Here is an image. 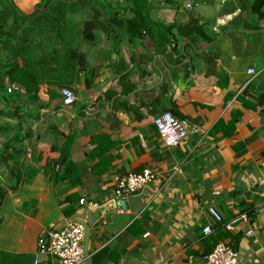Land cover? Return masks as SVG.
<instances>
[{
  "label": "crops",
  "instance_id": "1",
  "mask_svg": "<svg viewBox=\"0 0 264 264\" xmlns=\"http://www.w3.org/2000/svg\"><path fill=\"white\" fill-rule=\"evenodd\" d=\"M41 1L14 4L30 16ZM84 1H62L74 12L54 42L63 62L82 56L60 75L73 105L43 61L49 46L37 42L47 35L19 24L17 36L33 38L24 59L13 44L0 52V264H58L37 262L38 240L74 220L91 228L83 264L101 252L99 264H202L218 243L239 264H264V18L253 12L264 0ZM93 16L100 26L83 38ZM10 85L26 95L8 94ZM165 113L190 127L174 148L154 123ZM147 169L156 178L142 193L115 196L117 177ZM242 214L247 222L225 229Z\"/></svg>",
  "mask_w": 264,
  "mask_h": 264
},
{
  "label": "built area",
  "instance_id": "2",
  "mask_svg": "<svg viewBox=\"0 0 264 264\" xmlns=\"http://www.w3.org/2000/svg\"><path fill=\"white\" fill-rule=\"evenodd\" d=\"M188 5V8H191ZM249 75L256 74L254 69L248 70ZM8 94L26 95L25 89L18 85H10L7 89ZM62 99L65 106H71L76 102V96L70 89L62 90ZM155 126L159 132L160 139L164 146L174 148L179 146L190 135V127L185 119H180L171 113H165L154 120ZM156 178L153 170L147 169L140 174H128L126 176L116 178L115 196L122 198L124 196L136 195L142 193L147 186ZM263 202H264V182ZM80 204L88 205L91 208L99 209L96 203H87L82 200ZM123 212V211H122ZM209 215L218 223H223V217L215 207H209ZM247 222L246 214L240 215L237 219L225 224V229L234 231L237 222ZM206 235H211L212 229L207 226L204 229ZM249 235L252 234L250 231ZM85 227L81 224L70 223L63 228L51 226L45 230L38 240L37 262L42 257L58 262V264H83L86 259L84 250ZM149 234L146 235V237ZM202 264H239V255L225 243H218L214 249L204 258Z\"/></svg>",
  "mask_w": 264,
  "mask_h": 264
},
{
  "label": "trees",
  "instance_id": "3",
  "mask_svg": "<svg viewBox=\"0 0 264 264\" xmlns=\"http://www.w3.org/2000/svg\"><path fill=\"white\" fill-rule=\"evenodd\" d=\"M62 1H72V0H58L54 2L53 0H42L41 3L36 7L35 12L30 16H25L19 14V11L17 10L14 0H0V52L4 51L6 47L10 45H14L17 48L18 53L16 54V57H24V51L25 48H27L26 43H29V40L31 41L32 34L39 36L41 38V35H44L47 37L43 38L38 41L37 44H42V41L44 40V43H47L49 46V55L48 60L47 58L43 57L44 62H48V65L50 67V79L54 81L55 83L59 84V87L61 88V91L63 88V85L65 83L61 80L62 77L61 72L65 68L66 72L73 68V60L74 57H80L79 54H77V51H72L70 53H66V59L65 62L62 61L63 57L61 54V51L55 47L54 42L58 41H64V38L66 36L65 30L66 26L68 24V17L71 12H69V6L65 2ZM74 1V0H73ZM82 1V0H80ZM84 1V0H83ZM86 5L90 2L89 0L84 1ZM261 2V1H260ZM253 7V12L258 13L261 18H264V13L262 12L264 8V2H261ZM68 6V7H67ZM12 22V23H11ZM13 24L14 32L11 31L9 28V25ZM29 23L31 26V33L23 32V34L19 37L17 36V31L19 24H25ZM100 26V23L96 21V18L93 16L90 20L86 21L83 27V38L90 39L93 29H96ZM33 27V28H32ZM12 28V26H11ZM46 32V33H44ZM30 38V39H29ZM32 43V42H31ZM34 43V42H33ZM23 55H20V54ZM24 59V58H23ZM86 61V59H85ZM84 60L81 61V65L84 67L86 64ZM21 72L18 68H16L13 73L10 74V76H14V74ZM59 79V80H58ZM14 81L18 82L20 81L21 86H23L27 93L29 95H33L34 98L37 97V91H32L30 89V86L28 83H25V79H18L17 77L14 78ZM19 95V94H18ZM68 160L67 157L63 159L60 163H57V167L59 169L62 166L67 165ZM52 170L53 174L55 175V178L59 179L64 177L65 173L63 171ZM64 175V176H63ZM54 178V177H53ZM54 178V179H55ZM3 196H5L3 194ZM104 252H101L93 257L92 264H99L101 261L102 255Z\"/></svg>",
  "mask_w": 264,
  "mask_h": 264
},
{
  "label": "water",
  "instance_id": "4",
  "mask_svg": "<svg viewBox=\"0 0 264 264\" xmlns=\"http://www.w3.org/2000/svg\"><path fill=\"white\" fill-rule=\"evenodd\" d=\"M180 58L182 60H184V56H180ZM183 67L186 68V70H190L192 69L191 63L190 62H186L183 64ZM159 89L165 93L166 88L164 85H161L159 87ZM2 218L0 217V222H1ZM74 223L77 224H81L85 227V236H84V250H85V254H87V249H88V245H89V240H90V234H91V228L88 226L87 223H85L84 221L81 220H74Z\"/></svg>",
  "mask_w": 264,
  "mask_h": 264
},
{
  "label": "rangeland",
  "instance_id": "5",
  "mask_svg": "<svg viewBox=\"0 0 264 264\" xmlns=\"http://www.w3.org/2000/svg\"><path fill=\"white\" fill-rule=\"evenodd\" d=\"M69 12H71V13L73 14V12H74V8H73V9L70 8ZM71 13L69 14L70 16H71ZM67 29H68V27H67Z\"/></svg>",
  "mask_w": 264,
  "mask_h": 264
}]
</instances>
